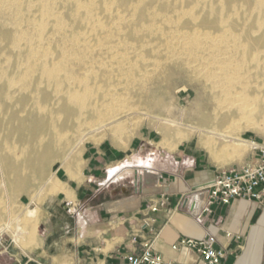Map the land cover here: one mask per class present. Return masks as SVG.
I'll list each match as a JSON object with an SVG mask.
<instances>
[{"label": "bare ground", "instance_id": "bare-ground-1", "mask_svg": "<svg viewBox=\"0 0 264 264\" xmlns=\"http://www.w3.org/2000/svg\"><path fill=\"white\" fill-rule=\"evenodd\" d=\"M176 77L200 96L197 130L238 157L236 133L264 122V0H0V216L79 133Z\"/></svg>", "mask_w": 264, "mask_h": 264}, {"label": "crops", "instance_id": "crops-1", "mask_svg": "<svg viewBox=\"0 0 264 264\" xmlns=\"http://www.w3.org/2000/svg\"><path fill=\"white\" fill-rule=\"evenodd\" d=\"M219 171L191 140L166 141L150 127L86 142L54 172L51 196L30 217L32 236L0 241V264H129L147 241L168 263L207 264L173 247L210 237L225 264H264V203L200 214Z\"/></svg>", "mask_w": 264, "mask_h": 264}, {"label": "rangeland", "instance_id": "rangeland-1", "mask_svg": "<svg viewBox=\"0 0 264 264\" xmlns=\"http://www.w3.org/2000/svg\"><path fill=\"white\" fill-rule=\"evenodd\" d=\"M147 88L152 89L156 94V101L151 108L121 113L117 116L118 121L116 123L97 131H94L96 127L85 129L70 144L75 148L71 155L78 153L86 142H101L114 137L123 139L129 137L132 133L135 135L139 130H146L147 127H150V129L157 132L158 137L166 141L191 140L193 145L202 149L209 163L219 170H223L241 167L250 155L252 148L250 142L264 141V122L258 124L259 128H257L258 125L246 128L236 133L235 138L246 141L248 147L245 148V151L239 153L240 155L237 154L238 157L236 155L229 157L222 152V149L225 147L224 145L232 146L233 143L220 137L202 134L197 130L194 103L197 99H200V96H197L194 88L188 82L176 77L169 82L168 86L162 89L154 84H148ZM165 120L175 121L178 126H170ZM165 132L172 133L168 136ZM212 144L215 147L214 152L211 150ZM64 162L63 159L56 161L43 183L36 184L30 190L4 201L2 205L3 216H0L1 242L9 240L21 245L32 236L34 224L29 219L31 217L29 214L36 209L37 204H43L51 196L52 192L49 189L53 184L54 172ZM56 190L54 185V192ZM6 226H11L13 229L10 227L9 231L1 233L4 228H7Z\"/></svg>", "mask_w": 264, "mask_h": 264}, {"label": "built area", "instance_id": "built-area-1", "mask_svg": "<svg viewBox=\"0 0 264 264\" xmlns=\"http://www.w3.org/2000/svg\"><path fill=\"white\" fill-rule=\"evenodd\" d=\"M251 145L250 155L243 166L223 169L217 173L208 189L206 203L200 209V214L208 213L215 207H226L235 200L264 203V141L252 142ZM153 211L156 212L157 208ZM215 245L214 237L203 241L184 238L173 249L189 247L202 254L207 264H225V252ZM127 260L129 264H172L154 251L150 241L142 244L140 254L130 256Z\"/></svg>", "mask_w": 264, "mask_h": 264}]
</instances>
